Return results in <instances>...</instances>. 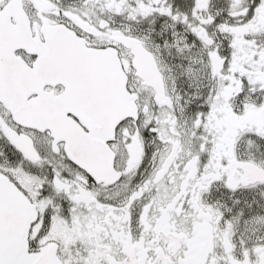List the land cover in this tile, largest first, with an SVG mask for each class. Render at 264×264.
I'll list each match as a JSON object with an SVG mask.
<instances>
[{"label":"snow or ice","instance_id":"obj_1","mask_svg":"<svg viewBox=\"0 0 264 264\" xmlns=\"http://www.w3.org/2000/svg\"><path fill=\"white\" fill-rule=\"evenodd\" d=\"M0 264H264V0H0Z\"/></svg>","mask_w":264,"mask_h":264}]
</instances>
